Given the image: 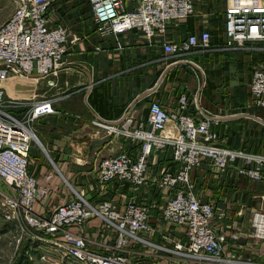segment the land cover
Wrapping results in <instances>:
<instances>
[{
	"label": "crops",
	"instance_id": "obj_1",
	"mask_svg": "<svg viewBox=\"0 0 264 264\" xmlns=\"http://www.w3.org/2000/svg\"><path fill=\"white\" fill-rule=\"evenodd\" d=\"M125 3L128 10L136 6L130 0ZM221 10L217 14L210 3L196 0L195 13L185 21L171 22L165 34L148 38L134 29L102 36L88 0H54L48 13L50 26L65 28L69 43L64 61L55 72L33 77L43 79L44 86L30 90L27 99L31 105L49 101L54 109V113L39 116L31 124L40 144H31L29 171L40 185L51 188L49 197L35 205L38 215L47 216L56 206L77 196L95 207L110 201L118 210L134 201L149 208L155 232L147 240L152 246L131 244L128 251L118 252L115 229L100 217H93L81 232L89 250L103 255L123 254L134 264H197L159 249L186 242L181 228L162 219L173 191L161 190L158 182L165 173L176 174L179 169L172 147L152 153L142 187L120 181L101 185L100 162L125 150L136 156L139 146L110 135L92 122L120 126L128 116L132 130L139 124L146 125L151 104L156 102L169 113L177 112L180 97L186 95L184 115L198 119L205 112L218 121L213 126L216 145L264 159V108L254 105L249 90L254 69L264 68V48L256 43L242 49L228 48L224 0ZM202 31L211 35L208 51L184 55L165 52V44L181 43ZM245 91L247 101L243 99ZM99 141L104 142L95 144ZM257 166L256 161L247 164L238 159L219 172L205 161L192 172L191 183L203 202L215 205L214 223L227 236L226 250L264 264V241L254 240L249 229L250 216L264 210V165L263 179L258 181L239 173ZM234 232L239 234L235 241L230 239ZM28 237L31 242L20 264H78Z\"/></svg>",
	"mask_w": 264,
	"mask_h": 264
},
{
	"label": "built area",
	"instance_id": "obj_2",
	"mask_svg": "<svg viewBox=\"0 0 264 264\" xmlns=\"http://www.w3.org/2000/svg\"><path fill=\"white\" fill-rule=\"evenodd\" d=\"M130 1L136 4L133 10L127 9L125 0H88L100 35L136 29L153 38L165 34L171 22L185 21L195 13L196 0ZM53 2L18 0L15 12L0 26V83L15 75L48 76L64 61L69 34L65 28L50 26L48 13ZM224 17L228 48L242 49L248 43L264 48V0H224ZM210 47V32L202 31L181 43H167L164 50L168 54L184 55L208 51ZM249 90L254 105L264 108L263 67L254 69ZM5 93L0 87V200L6 210L13 218L23 220L26 233L34 241L50 246L64 260L78 264H134L123 254L103 255L89 250L81 232L93 217H100L118 234L116 251L124 253L131 244L152 246L147 237L155 232V227L150 222L148 206L130 201L123 210H118L114 203L106 201L95 207L77 196L56 206L47 216L35 212V205L49 197L51 188L40 185L29 171L34 135L31 124L39 116L54 113V109L49 101L31 105L9 99ZM186 107V95L180 97L179 110L173 113L155 102L150 106L146 125L139 124L132 130L133 122L128 116L120 126L93 121L95 127L107 129L110 135L127 138L139 146L136 156L125 150L104 158L98 168V181L101 185L120 181L134 188L142 187L152 153L172 147L179 169L176 174L165 173L158 182L161 190L173 191L162 219L181 228L186 242L174 243L171 249H159L197 264H259L226 250L227 236L214 223L216 207L197 196L191 174L205 161L223 172L242 159L247 164L253 161L259 164L255 169L239 170L240 174L258 181L263 179L264 159L216 145L213 126L218 121L205 112L198 119L186 116L182 113ZM252 228L254 240L264 241V210L254 213ZM238 238V232L230 236L233 241Z\"/></svg>",
	"mask_w": 264,
	"mask_h": 264
},
{
	"label": "rangeland",
	"instance_id": "obj_3",
	"mask_svg": "<svg viewBox=\"0 0 264 264\" xmlns=\"http://www.w3.org/2000/svg\"><path fill=\"white\" fill-rule=\"evenodd\" d=\"M203 2L210 3L213 12L217 14L221 13L223 0H198L199 4ZM17 6L18 0H0V26L15 12ZM43 86V79L34 80L33 77H26L23 75H15L8 81L0 83V87L5 90L7 98L14 100L18 99L26 103H29L27 101L29 91L42 89ZM243 99L244 101L248 100V93H246V91L244 92ZM21 113L22 112L19 114ZM32 144L39 147V144L34 138ZM253 216L254 213L250 216L249 222V229L251 231L254 230L252 228ZM25 225L26 224H24L21 218H13L0 200V231H3L0 234V264H20V260L25 259L27 255L25 250H27V246H29L31 242L25 231Z\"/></svg>",
	"mask_w": 264,
	"mask_h": 264
},
{
	"label": "water",
	"instance_id": "obj_4",
	"mask_svg": "<svg viewBox=\"0 0 264 264\" xmlns=\"http://www.w3.org/2000/svg\"><path fill=\"white\" fill-rule=\"evenodd\" d=\"M34 137H35V141L37 142V143H39L40 144V142H39V140L37 139V137L34 135ZM103 142L104 141H99V142H95V144H103Z\"/></svg>",
	"mask_w": 264,
	"mask_h": 264
},
{
	"label": "bare ground",
	"instance_id": "obj_5",
	"mask_svg": "<svg viewBox=\"0 0 264 264\" xmlns=\"http://www.w3.org/2000/svg\"><path fill=\"white\" fill-rule=\"evenodd\" d=\"M33 138L35 139L34 135H33ZM260 227H261V225H260ZM261 230H263V229H261Z\"/></svg>",
	"mask_w": 264,
	"mask_h": 264
}]
</instances>
